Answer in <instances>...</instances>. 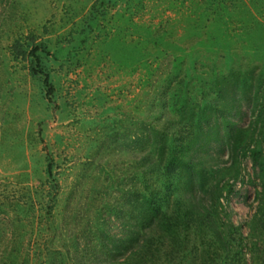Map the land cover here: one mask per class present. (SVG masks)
Listing matches in <instances>:
<instances>
[{"label":"rangeland","instance_id":"374dc122","mask_svg":"<svg viewBox=\"0 0 264 264\" xmlns=\"http://www.w3.org/2000/svg\"><path fill=\"white\" fill-rule=\"evenodd\" d=\"M0 264H264V0H0Z\"/></svg>","mask_w":264,"mask_h":264},{"label":"trees","instance_id":"16d2710c","mask_svg":"<svg viewBox=\"0 0 264 264\" xmlns=\"http://www.w3.org/2000/svg\"><path fill=\"white\" fill-rule=\"evenodd\" d=\"M28 47L29 46H25L21 42H17L13 46L12 53L14 54L15 59L22 58L23 60H28L31 58L30 71L32 76L44 77V83L48 89L47 95L48 97H51L54 93V87L49 81L47 69L42 62L41 56L38 54V52L41 50V47H39V45H34V47H32L29 52L27 50Z\"/></svg>","mask_w":264,"mask_h":264}]
</instances>
